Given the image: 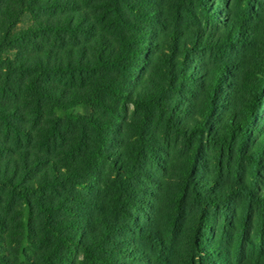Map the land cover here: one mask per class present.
Masks as SVG:
<instances>
[{
    "label": "trees",
    "instance_id": "1",
    "mask_svg": "<svg viewBox=\"0 0 264 264\" xmlns=\"http://www.w3.org/2000/svg\"><path fill=\"white\" fill-rule=\"evenodd\" d=\"M197 1L210 20L226 24L224 33L213 41L206 29L187 28L193 35L186 43L182 29L171 30L168 57L165 50L158 53V59L167 66L159 73L163 82L156 75L148 77L146 65H139V84L146 81L153 89L144 87L129 92L119 79L120 74H127L132 60L140 58L139 46L153 47L146 53L149 58L144 57L147 63L160 43L143 45L142 34L133 33L132 29L125 34L116 30L110 39L95 24L86 23L88 13L83 12L81 0H0V264H67V256L73 249L83 255V264H119L122 253L137 264L169 262L164 255L171 252L169 244L159 235L158 228L152 230L150 225L140 223L133 213L138 208V199L128 189L136 175L149 178L148 171L141 168L140 158L147 160L144 158L150 156L152 145L143 132L136 146L128 144L125 150L113 152L105 149L108 127L93 117L67 114L83 126L85 121L94 126L79 127L74 142L66 141L63 133L66 127H58L61 118L58 122L51 121V127H36L46 117L41 99L59 111L69 112L79 104L100 106L105 96L130 102L136 108L153 106L167 112L166 128L188 147L183 180L202 210L190 233L186 264H264V43L254 59L257 74L247 87L240 117L231 120L221 135L212 134L210 123L219 94L228 82L234 50L249 40L245 37L247 29L248 37L256 36L257 25L251 21L261 0H242L252 9L251 16L227 23L216 17L213 0ZM105 2L117 28L123 21L122 4L137 12V4L129 0ZM36 7L46 12L52 10L58 18L47 15L31 31L17 30L26 12ZM156 8L147 16L158 14ZM46 32L54 34L59 47H47L40 40V36L46 37ZM82 35L86 36V45H79ZM205 47L218 53L220 63L208 73H200L190 56L198 55ZM96 70H107V79L97 82L88 96H77L73 101L63 97L56 79L61 82ZM27 76L32 79L24 81ZM195 90L202 97V106L194 112L191 122L182 126L175 119V107L163 101L162 95L185 91L191 94ZM22 91L33 92L39 99L26 101ZM207 143L217 145L221 151L233 150L235 155L234 165L230 166L238 174L235 182L217 196L201 195L192 176L201 149ZM99 163L112 170V177L101 173L103 167ZM128 169L130 173L121 174ZM242 170L246 174H239ZM176 200L179 201L175 206L180 210L182 198ZM62 211L71 215L70 219H59ZM212 211L220 215L216 227L210 221ZM129 233L148 242L155 256L136 244L125 249L117 246L111 251L110 244L116 243L119 236L129 239ZM29 244L36 254L34 259L26 247ZM43 244L46 246L42 247ZM109 253L112 255H106ZM75 262L78 264L79 259Z\"/></svg>",
    "mask_w": 264,
    "mask_h": 264
},
{
    "label": "rangeland",
    "instance_id": "2",
    "mask_svg": "<svg viewBox=\"0 0 264 264\" xmlns=\"http://www.w3.org/2000/svg\"><path fill=\"white\" fill-rule=\"evenodd\" d=\"M81 1L84 6L83 12L88 13V21L86 23L95 24L99 31L105 33L110 39H112L116 30L118 33L122 32L125 34L132 29L133 33L142 34L143 39H145L143 45H147V42L160 43V48L154 49L155 55H151L152 58L151 60L147 59V63L144 57L147 56L149 58V55L146 53L153 47L139 46L141 47L140 58L132 60L131 66L127 69V74H120L119 79L127 86V91L129 92H132L136 88H140V91L144 87L153 89L152 84L146 81H141L139 84L137 80L140 73L139 65H146L148 77L153 74L156 75L155 78L158 81L163 82L159 73L164 68H167V66L165 62L158 59V53L165 50L168 57V51L171 49L169 46L171 41L168 34L172 33L170 32L171 30L182 29L186 33V36H184L187 39L186 43H189V39L193 33L188 32V29L195 30L202 27L211 36V40L217 41V37L224 33L226 27V24L215 23L213 20H210L208 14H204L203 8L199 7L197 0H167L164 3L162 0H129L132 1L131 4H137V12L134 13L129 7L125 6V3L122 4L123 21L120 22L119 28L114 25L113 15L108 12L105 0H94L93 2H88V0ZM211 3L215 6L216 17L222 19L220 21H226V23L233 20L248 19L252 14V9H248L242 0H213ZM263 4L264 0H261L257 4L254 9L255 17L251 21L254 23L253 25H257L256 36L253 34L251 37H248L250 32L247 29L245 37L249 40L240 43V46L234 50L233 59L231 60L232 64L229 66L230 75L226 77L228 82L219 94L215 113L211 117L210 123L211 127H213L211 130L213 135H221L231 120H236L240 117L242 104L246 98L247 87L251 85L257 74V62L254 59L257 53L261 51L262 44L264 43ZM38 5L39 2L37 3ZM152 8H156L159 11L157 12L158 14H155L151 18L147 15ZM51 11L46 12L42 8L36 7L31 12H26V16L18 24L17 30L31 31L35 27L34 25L47 15H51V17L57 19L58 16L54 15ZM157 16H159V19L156 21L155 18ZM157 24L159 25L158 27L156 26ZM54 37L52 32H46V37L40 36V40L44 41L47 47L57 48L59 47V43ZM150 38H153V40L149 41ZM80 40L81 43L79 45L87 44L85 35H82ZM201 41L202 45H204L205 40L202 37ZM21 49L25 50L26 48ZM33 53L31 52V54ZM190 57L193 64L200 68L197 69L200 73L205 71L208 73L209 69L220 63L218 53L209 48L207 49V47L200 49L198 55L192 54ZM106 71L96 70L95 72L87 73L83 77L72 76V78H66V80L61 82L59 79L55 81L58 83L59 90L63 91V97L67 100L68 98H72L73 101L77 96H88L97 82L107 79ZM31 79L32 76H27L24 78V81ZM50 83L49 79L46 80L47 85ZM41 85L44 87V84ZM197 87L193 86L194 89H199ZM157 89L155 86V91ZM197 91L195 90L191 94L185 91L186 95L174 92H165L162 95L163 101L175 107V119L182 126L188 125L191 122L192 116H194V112L202 106V97L199 96ZM21 95L26 101L35 102L39 99L33 92L22 91ZM41 100V106L43 111H45L46 117L36 127H46V125L47 127L49 125L51 127V121L54 122L56 120L58 122V118H61L58 122V127H66L63 132L66 141L72 139V142H74L77 140L79 127H94L87 121L84 122L85 126H83L79 120H75L74 118L71 120L67 115L70 112L72 115L93 117L94 120L108 127L106 130L107 143L105 146L107 151L115 152V150L119 151V149L123 151L127 148L128 144L136 146L140 138L138 136L143 132L152 145L150 156L144 158L147 160L144 161L140 158L143 162L141 168L148 171L149 178L136 175V179L130 181L132 185H129L128 189L138 199V208L134 209L133 213L140 219V223L150 225L152 230H157L158 228L160 230L159 235L169 244L171 252L164 253L165 257L169 258V262H165V264H186L190 251V233L202 208L193 201L188 185L183 180V171L187 165L189 151L181 138L166 128L165 119L167 112L153 106L136 108L130 102L107 96L102 99L100 106L93 107L79 104L72 106L69 112L59 111L51 107L50 102L45 99ZM42 122L43 124L40 126ZM30 127L32 126L30 125ZM90 132L94 137L91 129ZM85 156L83 158L86 160ZM234 157L233 150L221 151L217 145L208 143L203 146L192 175L196 182V188L201 195H220L227 185L235 182V177L238 174H235L233 167H230L234 165ZM126 160H129L128 154L126 155ZM99 165L103 167L100 169L101 173L112 177L113 172L109 167L102 165V163H99ZM125 173H130V170L128 169L127 172H122L121 174L124 175ZM239 174H246V170H242ZM58 197L55 195L56 200H59ZM177 197L179 199L182 198L180 210L175 206L179 201L176 200ZM101 198L103 199V196ZM140 198L143 199L141 202L139 201ZM178 210L179 215L176 213ZM62 213L59 219H70L71 215L63 211ZM209 216L212 225L216 227L220 220L219 213H213L212 211ZM122 220L125 219L122 218ZM72 221H75L74 216H72ZM128 238L119 236L116 239V243L110 244L111 251L117 246L125 249L128 245L136 244L138 247L141 246L145 251H148L151 254L150 256H155L153 248H149L148 242H142L140 238L138 239V234L129 233ZM45 246L46 244H43L42 247ZM26 247H28L31 259L36 258V254L33 253V247L30 244L26 245ZM111 253L106 255H112ZM76 259H79L78 264H83V255L77 254L76 250L73 249L72 253L68 254V263H66L76 264ZM119 261V264H137L126 253H122L119 256Z\"/></svg>",
    "mask_w": 264,
    "mask_h": 264
}]
</instances>
